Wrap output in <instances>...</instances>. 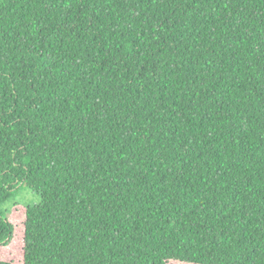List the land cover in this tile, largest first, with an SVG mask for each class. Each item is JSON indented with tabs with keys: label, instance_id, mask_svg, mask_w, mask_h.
Segmentation results:
<instances>
[{
	"label": "trees",
	"instance_id": "16d2710c",
	"mask_svg": "<svg viewBox=\"0 0 264 264\" xmlns=\"http://www.w3.org/2000/svg\"><path fill=\"white\" fill-rule=\"evenodd\" d=\"M18 246L0 264H264V0H3Z\"/></svg>",
	"mask_w": 264,
	"mask_h": 264
},
{
	"label": "rangeland",
	"instance_id": "374dc122",
	"mask_svg": "<svg viewBox=\"0 0 264 264\" xmlns=\"http://www.w3.org/2000/svg\"><path fill=\"white\" fill-rule=\"evenodd\" d=\"M3 0H0V4L2 3ZM40 203V198L37 194L33 193L30 191L27 187H22L20 191L18 192V195L15 199L7 203L4 207L3 210H8L11 207L15 205L19 206H34L38 205ZM20 255V249L18 246V249L16 250H9V249H4L2 250V253L0 254L1 258H4L6 260L13 258H18ZM169 264H183L180 262H171Z\"/></svg>",
	"mask_w": 264,
	"mask_h": 264
}]
</instances>
